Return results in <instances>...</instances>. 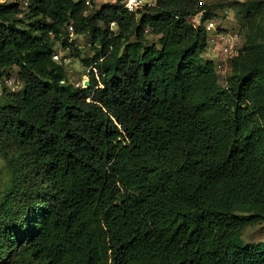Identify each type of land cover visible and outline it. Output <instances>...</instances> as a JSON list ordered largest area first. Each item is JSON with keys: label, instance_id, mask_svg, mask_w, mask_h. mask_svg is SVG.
I'll return each mask as SVG.
<instances>
[{"label": "trees", "instance_id": "1", "mask_svg": "<svg viewBox=\"0 0 264 264\" xmlns=\"http://www.w3.org/2000/svg\"><path fill=\"white\" fill-rule=\"evenodd\" d=\"M242 6L222 84L191 21L213 18L205 0L0 1V79L20 83L0 103V264H264L263 241L241 242L264 220V0ZM57 42L95 68L88 85Z\"/></svg>", "mask_w": 264, "mask_h": 264}, {"label": "rangeland", "instance_id": "2", "mask_svg": "<svg viewBox=\"0 0 264 264\" xmlns=\"http://www.w3.org/2000/svg\"><path fill=\"white\" fill-rule=\"evenodd\" d=\"M14 1V0H10ZM118 0H91L89 3V9L92 7H100L106 2L116 3ZM210 7L211 12L215 15L212 20L214 25L211 28H207L206 23L209 20L201 21L204 24L208 32V47L203 53L205 57L213 58L217 62V73L219 81L222 84H226V79L231 73V58L236 55L230 52H225V47L229 46L225 39L226 36H232V49L241 48L245 42V37L248 32V20L245 18L242 4L247 0H205ZM143 8L146 5H152L155 0H144ZM22 7L26 8L25 5ZM196 17L191 18L195 24ZM257 19V23H258ZM147 41H156L159 38V34L153 32L151 29H146ZM72 41L78 48L82 57L90 56L94 53L91 45V37L88 34H81L76 36L73 34L71 37ZM56 50L59 53L60 64L65 68L68 79L76 85L86 86V81H89V68L81 61V58L75 57L72 52L65 48L60 42L56 43ZM231 50V49H229ZM18 68L14 67L11 71L10 77L0 79V103L5 100V94L3 88L6 86L7 90H17L20 87L19 79L17 77ZM10 79L8 83L7 80ZM10 179L9 170L6 165V161L0 152V196L3 193L4 188L8 184ZM264 242V220L246 226L242 231L241 242L243 244Z\"/></svg>", "mask_w": 264, "mask_h": 264}, {"label": "built area", "instance_id": "3", "mask_svg": "<svg viewBox=\"0 0 264 264\" xmlns=\"http://www.w3.org/2000/svg\"><path fill=\"white\" fill-rule=\"evenodd\" d=\"M0 1H6V0H0ZM7 1H10V0H7ZM15 2H19L20 4L22 5H25L28 6V0H14ZM87 4H89L91 2V0H85ZM122 3H123V6L128 9L129 11H137L139 8H141L143 5H144V0H120ZM201 15H197L196 17V22L197 23H201ZM214 25V21L212 19H209L206 23V26L207 28H211L212 26ZM69 31H70V37L73 36L74 34V28L72 25H69ZM232 39L233 37L232 36H226V43L227 44H230L229 46H226L225 47V52H230V53H233V54H236L238 52V49H232ZM231 49V50H229ZM59 53H55L54 54V59H58L59 58ZM90 68H94L93 66L89 67L88 70H90ZM95 70V68H94ZM7 82L9 83L10 82V79L7 80ZM89 82V81H88Z\"/></svg>", "mask_w": 264, "mask_h": 264}, {"label": "water", "instance_id": "4", "mask_svg": "<svg viewBox=\"0 0 264 264\" xmlns=\"http://www.w3.org/2000/svg\"><path fill=\"white\" fill-rule=\"evenodd\" d=\"M88 83H89V82H88V81H86V85H88Z\"/></svg>", "mask_w": 264, "mask_h": 264}]
</instances>
